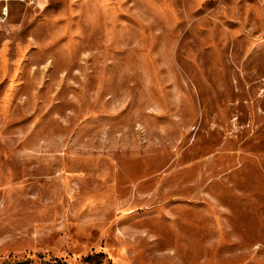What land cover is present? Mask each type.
Returning a JSON list of instances; mask_svg holds the SVG:
<instances>
[{"label":"rangeland","instance_id":"374dc122","mask_svg":"<svg viewBox=\"0 0 264 264\" xmlns=\"http://www.w3.org/2000/svg\"><path fill=\"white\" fill-rule=\"evenodd\" d=\"M264 264V0H0V264Z\"/></svg>","mask_w":264,"mask_h":264},{"label":"trees","instance_id":"16d2710c","mask_svg":"<svg viewBox=\"0 0 264 264\" xmlns=\"http://www.w3.org/2000/svg\"><path fill=\"white\" fill-rule=\"evenodd\" d=\"M8 264H10V263H8Z\"/></svg>","mask_w":264,"mask_h":264}]
</instances>
